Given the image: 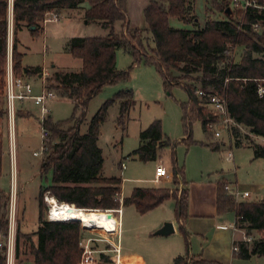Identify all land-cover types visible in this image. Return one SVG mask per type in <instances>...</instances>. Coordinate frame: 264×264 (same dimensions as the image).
Wrapping results in <instances>:
<instances>
[{
    "label": "trees",
    "instance_id": "1",
    "mask_svg": "<svg viewBox=\"0 0 264 264\" xmlns=\"http://www.w3.org/2000/svg\"><path fill=\"white\" fill-rule=\"evenodd\" d=\"M230 1L210 0L211 4L214 2L225 14L226 19H212L207 13L204 26L199 27L194 13V0H149L144 9L143 29L129 27L125 0L12 1V61L17 76H32L41 71L39 67L22 66V53L18 52L16 35L22 28L31 26L36 27L31 33H37L42 29L46 13L58 14L63 9H83L84 4H88L84 9V20L87 23L96 22L108 29L107 35L102 37H71L67 43V51L73 58L81 60L80 69L70 72L53 70L47 79L48 88L58 91L60 97L72 101L74 112L80 110V115H72L65 121H52L48 116L41 123L48 131V138L44 145V158L41 160L39 172L43 175L50 171L51 184L39 189L38 226L32 233L36 239L29 240L28 247L31 264H78L80 260V224L71 220H46L42 215L43 195L46 192L60 203H68L85 210L99 209L104 212V218L108 222L110 218L106 209L132 205L138 213L144 214L166 200L174 199L176 219L186 238L184 223L188 189L182 170L175 168L173 173V183L178 185L181 179V189L135 187L121 202L118 199L121 195V179L101 175L103 158L97 145L99 127L105 119L107 108L115 100H119L118 122L123 123L133 104L130 89L121 90L112 99L103 102L88 121L87 131L83 134L79 132L87 102L104 86L127 81L131 69L141 60L155 68L165 87L180 84L173 72H179L184 79L191 82V85H184L188 102L181 104L186 140L190 138L189 127L192 120H199L204 131L207 130V124L215 120L212 114L204 111L202 100L194 93L198 84L223 94L230 117L237 124L247 127L250 133L264 137V93L262 96L257 93L258 79H264V60L252 57V53L264 51V40L260 37L252 42L250 40L253 33L252 24L260 23L264 33V10L247 8L243 12L241 23L235 20L237 10L230 8ZM227 8H230V14L226 12ZM170 17L192 24L195 28L170 27ZM118 22L119 30L115 28ZM7 31L8 0H0V94L4 86ZM144 31L151 34L154 43L149 51L143 44ZM228 44L244 46L245 54L240 62L235 63L228 59ZM119 48L127 49L133 57L132 64L126 70H118L116 67V51ZM195 74L199 76L193 78ZM192 81L198 84H193ZM262 86L264 87V84ZM235 132L232 134L234 137L237 136ZM139 140V146L133 154L141 161L155 159L157 150L169 145L163 137L158 120H154L139 133ZM234 143L241 145L237 140ZM249 145L252 147L254 158L264 159V145ZM217 148L218 145L211 144L212 150ZM225 185L223 180L217 182V212H234L236 227L244 229L247 236L253 232L257 235L250 243L244 240L237 242V250H233L234 256L244 260L253 256L264 258V194L258 201L235 202L232 196L226 194ZM2 200L3 196L0 197V202ZM100 216L102 217L101 212ZM6 227L7 221L2 214L0 231ZM16 249L18 253L17 244ZM185 249L184 256H177L173 264H188L187 239ZM101 258L105 262L109 260L105 255H101ZM0 264H5L1 251ZM195 264L216 263L200 260Z\"/></svg>",
    "mask_w": 264,
    "mask_h": 264
},
{
    "label": "rangeland",
    "instance_id": "2",
    "mask_svg": "<svg viewBox=\"0 0 264 264\" xmlns=\"http://www.w3.org/2000/svg\"><path fill=\"white\" fill-rule=\"evenodd\" d=\"M232 2L233 0L230 1V8L237 10L235 20L242 23L244 11L240 5L234 7ZM78 10L81 9L60 10L58 13L60 16L59 21L43 22L42 29L35 34L29 32L28 29L17 32V49L18 52L22 53V65L24 67L41 68L39 73L29 76L34 93L39 92L42 82L47 87L49 86L47 79L53 70L70 72L80 69L81 60L73 58L67 51V43L71 37H102L107 35L108 29L101 27L100 24L96 22L85 23L83 12ZM194 13L199 27L204 26L207 13L209 18L212 19H226L225 14L217 8L214 2L211 4L210 0H206V3L203 0H194ZM169 23H171L170 27L173 26V28L178 29H190L192 25L184 23L176 17H170ZM192 26L195 28L194 25ZM142 36L144 47L149 51L154 46L151 34L144 31ZM259 37L264 40L261 27L253 29L250 40L252 42ZM13 39L14 34L10 38L11 44H13ZM260 44L262 45V43ZM227 46L229 49L226 54L228 59L235 63L240 62L245 54L244 46L238 44H228ZM252 57L264 60V51L262 53L254 52ZM132 62L133 57L130 51L123 48L117 49L116 67L118 70H126ZM5 68L6 59L3 75L4 86L0 94V111L2 112L0 113V197L3 196V200L0 202V215L3 214L4 219L8 201L7 196L13 182L9 164L8 128L5 116ZM173 74L180 84H170L165 87L162 77L155 68L141 60L133 66L127 81L104 86L98 94L87 102L84 120L79 126V132L82 134L87 131L88 121L103 102L112 99L121 90L130 89L132 92L133 104L124 117L123 123L118 122L119 100H115L107 108L105 119L99 127L97 145L101 149L103 158L101 175L104 177H122L121 194L128 197L135 187L168 188L172 186V183L167 180H162L158 184L150 181L153 178L156 164L161 163L172 174L175 168L182 170V176L188 187V206H197L203 201L205 203L209 202L211 199L210 194L212 195L217 189V182L222 180L226 183L235 182L234 186L238 191H248L250 196L245 200L258 201L264 194V159L254 158L252 147L249 144L264 145V137L250 133L247 127L240 124L232 127V134L236 130L237 136L228 137L226 132L222 130V124H220L221 136L215 137L210 130L204 131L202 129L199 120H192L189 127L190 138L186 140L187 135L183 129L181 104L188 102V94L184 85H191V82L184 79L179 72H173ZM196 76L199 75L195 74L193 78ZM258 81L260 85L264 84V79H258ZM192 83L198 84L193 81ZM52 90L56 96L46 104L50 112L49 118L52 121H65L70 119L72 115L75 117L80 115V110L74 112L72 101L60 97L58 91ZM14 106L16 110L14 119L16 138L14 154L16 170L15 263L31 264L28 247L29 240L35 241L36 239L32 233L38 226V193L40 188L50 186L51 172L41 175L39 166L44 155H33V152H38L42 147L40 108L30 101H15ZM203 108L205 112L212 114L213 111L210 105H203ZM154 120L160 121L163 137L169 145L159 148L155 159L141 161L133 154V151L139 146V133ZM236 140L241 145H236L234 143ZM211 144L218 145V148L212 150ZM228 152L233 154V160L231 161L225 158ZM121 163L125 164L123 170L120 168ZM46 196L49 197L50 194L46 192L43 195L42 215L46 220H49L48 203L45 201ZM51 197L50 200L53 199ZM55 201L57 200L55 199ZM235 202L237 201L235 200ZM121 209H123V232H120L121 246L131 247L132 251L141 253L144 256H150L154 251H160L161 249L174 250L176 246L185 252L186 239L189 250L191 248L192 253L195 254L197 251L198 254H201L203 248L213 246L218 238V234L212 233L211 230L215 227L214 224L205 227L206 230L210 229V231L204 234L190 230L184 224L187 233L186 238L185 232L179 228L178 223V230L167 237L153 235L158 229V227L153 226L154 223L163 217L166 219L164 222H172L171 220L177 222L175 202H172L171 199L169 202H163L159 207L157 206L144 214L138 213L132 205L121 206ZM92 211H94L96 222L98 214V227H101L102 217L100 212L98 211L96 214L95 210ZM108 214L110 223L104 228L83 231L82 224L77 221L81 227L80 238H83L88 246L97 249L98 247H109L106 245L109 244L112 247L111 241L116 242L114 234H105L107 232L105 230L110 228L114 221L112 214L110 212ZM220 216L221 225L219 227L231 232V234L235 233L236 236L243 233L244 240L246 231L235 229L233 213L222 212ZM6 229L0 231V238H2ZM250 235L252 238L257 236L255 232ZM17 236L19 237L18 243H16ZM165 242L168 246H164ZM16 244L18 245V253ZM228 248L229 257H234L232 241L228 244ZM99 255L98 253L94 254L97 260H99ZM170 259L168 258L167 261L171 262ZM206 261L217 264L215 261ZM234 261L233 264H264V258L257 256H253L248 260L235 258ZM104 263L106 262L104 261Z\"/></svg>",
    "mask_w": 264,
    "mask_h": 264
},
{
    "label": "built area",
    "instance_id": "3",
    "mask_svg": "<svg viewBox=\"0 0 264 264\" xmlns=\"http://www.w3.org/2000/svg\"><path fill=\"white\" fill-rule=\"evenodd\" d=\"M232 5L234 7L240 5V7L245 11L247 8H256L259 10H264V0H233ZM60 16L57 13L49 12L45 14L44 22L47 21H59ZM260 23L252 24L253 29L260 28ZM46 85H41L39 92L34 93L32 83L29 79V76L25 75H15L13 70V61H12V46L10 43H7L6 48V68H5V116L7 118V128H8V143H9V161H10V172L12 176V186L10 187L8 193V201L6 205V215L5 220L7 221V229L4 232L2 238H0V251L4 255L5 264H16L15 257V234H16V192H15V165H14V154L16 149V138H15V130H14V119L16 115V110L14 103L15 101H30L34 105L40 108V123H43V120L49 116V109L46 104L50 100H52L56 94L53 90L49 89ZM195 95L202 100L203 105H210L212 108V115L215 117L214 121H211L207 124V129L213 132L215 137L221 136V131L226 132L227 136L233 138L232 135V127H234L237 123L230 117V114L227 109L226 100L224 95L208 88H203L201 86H196ZM257 93L259 96H262L264 93V87L262 85H258ZM219 124V125H218ZM220 124H222V130H220ZM42 129V147L38 152H33L34 156H38L43 153L45 148V142L48 138V131L41 126ZM226 160H233V154L228 152L226 155ZM0 159H1V137H0ZM124 167V164H122ZM171 178L170 172L166 170V168L162 164H157L154 169V178L153 182L159 183L162 180H168ZM225 191L232 196L237 202L245 200L249 197L248 191H238L235 187H230L227 184L224 187ZM45 201L47 202L48 196L45 197ZM121 202V198H118ZM48 203V202H47ZM111 213L120 214L121 209H106ZM49 219V218H48ZM49 221H51L49 219ZM54 221V220H52ZM116 227L113 231L106 232L105 234H114L116 233ZM235 229H239L234 224ZM84 230H91V228H84ZM243 230V229H240ZM251 236H244V241L250 242ZM81 249L80 260L78 264H105L101 259V254L105 253L107 250L112 251L116 256H118L120 252V247L118 244H114L113 247L107 250H98L96 248L90 247L87 243L80 238L78 243ZM233 250H237V245L233 246ZM95 253L100 254L99 260L94 256ZM115 264H118V260L116 259Z\"/></svg>",
    "mask_w": 264,
    "mask_h": 264
},
{
    "label": "crops",
    "instance_id": "4",
    "mask_svg": "<svg viewBox=\"0 0 264 264\" xmlns=\"http://www.w3.org/2000/svg\"><path fill=\"white\" fill-rule=\"evenodd\" d=\"M12 1L13 0H8V31H7L8 41H7V43H10V44H11L10 38H11V35H13ZM203 1L206 3V0H203ZM148 2H149V0H125V9H126L127 19H128V23H129L130 28H133V29L145 28L144 9L147 6ZM87 7H88V4H84V8L81 10H78V11H82L84 14V9H86ZM85 23H87V22L85 21ZM168 23H169V20H168ZM169 25H171V23H169ZM116 27L120 28L119 22L115 24V28ZM174 27H176V26L174 25ZM119 28H116V29L119 30ZM23 29H28L29 32H31V30L29 28H22L21 30H23ZM190 29H193L192 25H191ZM11 46H12V44H11ZM122 164H124V163L120 164L121 170H123L125 168V164H124V167H122ZM157 164H161V163H157ZM170 174H171V178L168 179L167 181L172 183V186L168 187V188L169 189H174V188L181 189V187H182L181 179H179L178 185H174L173 174L171 172H170ZM177 176L179 177V175H177ZM118 178L121 179V192H122L123 178L122 177H118ZM153 178H154V174H153ZM153 178H151L150 181H152ZM183 180H184V178H183ZM226 184L230 187H235L234 186L235 182L234 183L228 182ZM186 187H187V183H186ZM147 188H150V187H147ZM152 188H156V187H152ZM187 189H188V187H187ZM216 196H217V189H215V191L212 195L210 194L211 199L209 202L205 203L203 201V202H200L197 206H194V205L188 206V202H187L186 218H185L184 224H186L190 230L200 232L202 234L210 231V229L206 230L205 227H210L212 224H214L216 228L214 227L213 229H211L212 233L215 232V234H218V238H217L216 242L214 243V245L209 247V248H206V249L203 248L201 254H198L197 251L195 254L192 253L191 248H190L189 255H188V264H195V262H198L200 260L215 261V262H217V264H233L235 262L234 259L237 258L234 256V254H233V256L235 258L229 257L228 244L230 243V241H232V245L234 246V245H237V242L243 241V233L240 236H236L235 233L231 234V232H228L227 230L221 229L219 227L221 225L220 224V222H221L220 217L221 216H220V213H218L216 210ZM249 196H250V193H249ZM120 198L122 200V198H124V196L121 194ZM171 200H172V202H175L174 199H171ZM169 201H170V199L165 201L164 203H167ZM243 201H247V200H243ZM120 209H121V207H120ZM107 212H109V211H107ZM228 212H232V211H228ZM232 213L234 215V224H235V213L234 212H232ZM112 216H113L114 223H113L111 230H109L107 232L112 231L117 224L116 233H114V236H116V242H114V241H111V242H112V245H114V244L119 245L120 252H119L118 256H116L112 251L107 250V249L111 248V246L109 244H106L109 247H104V248L98 247L97 248L98 250H104V251L107 250L105 253L101 254V255L107 256V258L109 259L106 262L107 264H115L114 261L116 259L118 260V264H173V260L177 256H184L185 252H183L182 249H180V247H178V246H176L174 250H162L161 249L160 251H154L152 253V255H150V256H144L141 253L132 251L131 247L121 246L120 232H123V209H121L120 214H116L115 217H114V214ZM196 217H199V218H197L198 220L196 219ZM201 217H204V218H201ZM164 220H166V219H164V217H163L162 219L156 221V223H154L153 226H155V228L156 227L159 228L160 226H162ZM171 221H172L171 223H172L173 228H174V232H176L178 230V224H177L178 222H176V220H171ZM199 221H203V222H199ZM209 223H211V224H209ZM108 225L109 224L104 225L102 228H104ZM194 225H196V226L194 227ZM165 243L166 244H164V246H166V245L168 246L167 242H165ZM225 250H226V253H225ZM168 258H171L170 259L171 262L167 261ZM237 259H239V258H237ZM239 260H244V259H239ZM245 260H248V259H245Z\"/></svg>",
    "mask_w": 264,
    "mask_h": 264
},
{
    "label": "bare ground",
    "instance_id": "5",
    "mask_svg": "<svg viewBox=\"0 0 264 264\" xmlns=\"http://www.w3.org/2000/svg\"><path fill=\"white\" fill-rule=\"evenodd\" d=\"M50 197H48V218L52 221H67V220H75L79 221L84 228H91L93 229H99L102 228L104 225L109 224L110 221H106L104 218V213L100 210H95L96 214L98 211L102 214V226L98 227V214H97V222L95 219L94 211L92 210H85L81 208H77L73 205H70L68 203H60L53 199L50 200ZM109 211V210H108ZM110 212V211H109ZM111 213V212H110ZM113 215V213H111ZM114 223V221H113ZM113 224L110 228L106 229L105 231L111 230ZM122 260V259H121Z\"/></svg>",
    "mask_w": 264,
    "mask_h": 264
},
{
    "label": "water",
    "instance_id": "6",
    "mask_svg": "<svg viewBox=\"0 0 264 264\" xmlns=\"http://www.w3.org/2000/svg\"><path fill=\"white\" fill-rule=\"evenodd\" d=\"M226 12L228 14L231 13L230 8L226 9ZM35 26L29 27L30 30H35ZM40 76V75H39ZM174 232V228L171 222H164L162 226H160L153 234L155 236H162V237H167L171 235Z\"/></svg>",
    "mask_w": 264,
    "mask_h": 264
}]
</instances>
